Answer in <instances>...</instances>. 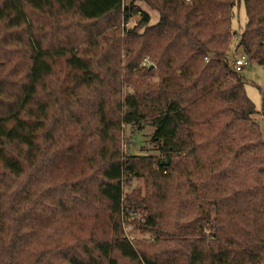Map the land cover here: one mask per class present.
<instances>
[{"label": "trees", "instance_id": "trees-1", "mask_svg": "<svg viewBox=\"0 0 264 264\" xmlns=\"http://www.w3.org/2000/svg\"><path fill=\"white\" fill-rule=\"evenodd\" d=\"M136 2L158 22L150 25ZM240 2L246 20L236 47L264 68V0H0V264H264V144L226 57ZM133 18L125 68L137 76L140 62L158 81L131 78L133 93L122 98L111 83L121 50L102 35ZM61 63L71 96L52 85ZM144 120L159 157L122 156L115 133ZM86 129L103 146L88 159L99 160L98 180L77 186L71 202L50 183L64 138L51 147L56 132ZM138 211L152 234L147 251L123 233ZM64 221L68 241L51 230ZM165 228L164 258L148 249Z\"/></svg>", "mask_w": 264, "mask_h": 264}, {"label": "rangeland", "instance_id": "rangeland-1", "mask_svg": "<svg viewBox=\"0 0 264 264\" xmlns=\"http://www.w3.org/2000/svg\"><path fill=\"white\" fill-rule=\"evenodd\" d=\"M135 5L149 15L150 25H154L158 22L159 16L156 11L150 9L143 2H136ZM135 20L136 18H133L128 23L122 22L119 24V30L118 25H115L114 28H111L110 25L107 24V29L104 31V35H102V39H105V43L107 45H114L115 49L120 48L121 50L119 57L120 62L113 69L111 83L117 84L118 88L120 87V95L122 98H124L127 94L133 93V87L129 85V80H131V78L136 81L139 80L143 81L142 83L148 84H156L158 81V77L156 75L149 76L148 72L146 75H144L142 63L139 62L138 64L136 60H133V62L138 64L137 68L140 70V73L137 76L134 73L128 74L127 69L125 68L126 64L128 63L125 59V50L127 48V44L125 43V29L133 28ZM245 20L243 3H237L232 9L231 30L233 32V36L229 50L226 54L227 59L229 58V61L231 62L233 61L234 57L243 54L242 50L236 47V39L238 38L240 31L244 26ZM73 21L74 20L68 19L66 20V24L73 23ZM77 30L80 33V28H77ZM6 49V46L0 47V50L4 52ZM150 66H152L154 73L157 74L155 63L150 62L149 69ZM239 75L242 77L244 82L245 95L254 105L256 113L253 118L258 125L261 140L264 144V68L257 64H250L247 67H243ZM140 76L142 77L140 78ZM52 85H54L57 91L60 93H64V88L67 87V95H72L70 89L73 90L74 80L72 79L71 73L64 66V64L61 63L55 66ZM140 88L145 89V86ZM59 106H55L58 107L57 111L54 110L55 114L58 113V110L60 109ZM70 111L71 116L77 112V106L74 104V100L71 101ZM73 129L77 130V127ZM153 131L154 128L150 126L147 120L140 122L136 121L131 125H121L119 131L115 133V138L117 140L116 144H118L119 153L122 156H144L158 158L159 153L156 149L155 143L151 139ZM55 134L56 136L54 135V141L51 147L52 152L58 149V144L56 143L58 136L59 138H64V140L61 141H65V143L64 147L62 148L63 151L58 153V155L61 156H56L58 158V162L55 160L56 165L50 170V183H53L54 188L63 189L66 196L67 192H69V201L76 202L75 200L77 196L74 194V192H76L75 188L77 186H95V181L98 180V176L96 177L94 170L98 167L99 160L97 159L94 163H91L88 162V159L92 157V151L99 152V149L103 148V146L101 143L99 144L94 131L91 129H86L84 132H56ZM61 153H64V156ZM60 183L62 185L59 187ZM131 185L132 188H144V184L141 180H133ZM127 192L130 191H126V193ZM139 213L142 214V212L138 211L129 215L128 219L122 225L123 233L130 241L136 244V246L147 251V247L153 242L152 234L147 229L143 228L144 220L142 217L144 215L141 216ZM173 215L174 213L172 212V216ZM66 224V221H64L61 225H52L51 230H56V232L60 233L61 235H67L62 240L68 241L70 240L71 236L70 232L67 230ZM169 231H171L170 228L164 229V237H160L163 238V240H159L160 243L157 246L149 248V253L156 251L155 254L160 253V256L164 258L167 257L171 250V238L167 236V232ZM69 245H71V243L65 244V246ZM119 262L120 264H131L125 260H120Z\"/></svg>", "mask_w": 264, "mask_h": 264}, {"label": "built area", "instance_id": "built-area-1", "mask_svg": "<svg viewBox=\"0 0 264 264\" xmlns=\"http://www.w3.org/2000/svg\"><path fill=\"white\" fill-rule=\"evenodd\" d=\"M144 65L146 66L148 64L145 63ZM248 65H249L248 60L242 54L234 57V59L231 63V66L236 73H240L241 70L243 69V67H247Z\"/></svg>", "mask_w": 264, "mask_h": 264}, {"label": "water", "instance_id": "water-1", "mask_svg": "<svg viewBox=\"0 0 264 264\" xmlns=\"http://www.w3.org/2000/svg\"><path fill=\"white\" fill-rule=\"evenodd\" d=\"M150 69H152V66H150Z\"/></svg>", "mask_w": 264, "mask_h": 264}]
</instances>
